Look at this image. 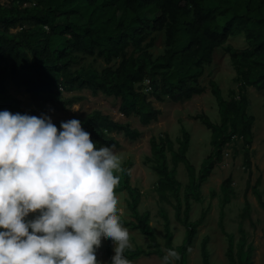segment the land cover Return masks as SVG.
<instances>
[{
	"label": "trees",
	"instance_id": "obj_1",
	"mask_svg": "<svg viewBox=\"0 0 264 264\" xmlns=\"http://www.w3.org/2000/svg\"><path fill=\"white\" fill-rule=\"evenodd\" d=\"M0 0V111L32 116H53L70 110L81 101L73 94L89 91L93 96L103 95L119 99L118 111L126 118L136 117L143 127L156 122L160 110L153 101L169 100L180 103L205 92L200 84L205 67L212 63L213 52L220 48L228 55L238 84L229 92V99L221 95L218 84L208 81L210 94L216 101L220 121L214 124L205 114L193 116L211 132L213 151L204 159L199 173L186 157L190 135L181 128L177 150L168 138L154 136L149 139L152 157H147L157 175L160 201L168 202L169 193L176 201L175 219L185 228V238L178 252L184 255L191 246L196 229L205 217L202 212L197 222L190 221L189 200L196 201L198 190L213 166L222 161L223 149L234 139L242 144L243 166L250 175V147L253 141L254 116L248 114L249 100L246 89L264 92V0ZM73 17L82 20L75 24ZM12 30L15 32L12 33ZM161 35V48L155 42ZM241 35L246 46L235 48L227 41ZM157 49V50H156ZM91 58L92 62L86 63ZM101 60V70L94 62ZM8 84L22 89L33 110L24 111L21 101L11 95ZM85 131L91 134L96 147L115 146L120 143L115 134L134 142L141 133L128 123L115 121L109 115L94 110L73 116ZM68 121V120H67ZM62 121L53 122L59 129ZM166 152L173 155L174 165L185 166L189 185L184 194V213L180 214V183L174 170H169ZM131 163L120 173L116 194L126 192L133 222H121L147 237L146 250L126 251L125 257L134 260L155 255L162 259L148 214H139L140 192L130 185ZM228 202L231 179L221 184ZM189 191L193 194L190 196ZM264 210L261 195L252 189ZM214 196V192L211 193ZM246 201L242 218L249 217ZM165 244L171 245L169 220L162 215ZM29 219V218H28ZM221 230H223L220 225ZM240 238L236 258L232 250V235H226L228 247L225 256L229 264H252L253 246L246 242L239 227ZM208 239L201 241L203 264H209L206 250ZM106 252L111 260L110 240Z\"/></svg>",
	"mask_w": 264,
	"mask_h": 264
},
{
	"label": "rangeland",
	"instance_id": "obj_2",
	"mask_svg": "<svg viewBox=\"0 0 264 264\" xmlns=\"http://www.w3.org/2000/svg\"><path fill=\"white\" fill-rule=\"evenodd\" d=\"M7 4V0H2ZM73 23L81 24L82 20L77 17L72 18ZM15 30H12V33ZM227 44L235 48H244L246 42L239 35L231 37ZM157 49L161 48V35H157L155 42ZM156 49V50H157ZM92 62L91 58L86 59V63ZM101 70L105 67L101 60L93 63ZM235 77L229 57L220 48L213 52V59L210 66L205 67L200 84L205 87V92L199 96H194L190 100L180 103H173L165 100L163 103L153 101V106L160 110L158 120L149 126L143 127L139 124L136 117L126 118L118 111L119 99L106 97L103 95L93 96L89 91H81L65 96H80L81 101L74 105L79 108L78 112L71 109L50 116L52 122L67 121L73 116L85 115L94 110H99L103 114L109 115L115 121L128 123L131 128L137 129L141 136L138 140L131 142L121 134H115L120 143L119 149H114L121 157V166L131 163L130 185L140 192V201L137 207L138 213L148 214V222L154 231L160 251L164 248H173L178 252L185 238V228L175 219L176 201L168 193V202L160 201L157 192V175L152 171L151 164L146 161L147 157H152L149 145V139L154 136L158 142L159 138L168 137L173 143V150H177V140L181 137V128H184L190 135L189 148L186 157L195 169L197 177L200 166L204 159L213 151L211 145V132L200 122L193 120V116L205 114L214 124H219L220 115L215 99L210 94L208 81H215L225 100L229 99V92L236 90L238 84L234 83ZM8 91L11 95L21 101L24 111L33 110L30 104L28 94L22 89H16L8 84ZM249 100L248 114L254 116L252 128L253 141L249 153L251 157L250 175L243 166L242 144L240 139H234L223 149L222 161L216 163L210 171L207 180L201 184L198 190L196 201L190 199V209L188 215L190 221L197 222L202 214L205 217L196 229L195 238L181 259L175 264H203L200 254L201 241L208 239L206 250L209 256V264H229L225 253L228 247L226 235H232V250L236 258L238 250V240L240 234L239 227L244 231L246 242L253 246L251 254L252 264H264V210L252 193L256 189L264 203V92H257L253 88L246 89ZM49 117V116H48ZM166 161L169 170H174L175 178L180 183V214L184 213V194L189 185V178L184 164L174 165L173 155L166 152ZM227 178L231 179V192L228 193V202L225 204V193L221 190V184ZM214 192V196L211 193ZM190 196L193 194L189 191ZM118 197L119 215L124 222H133L132 213L128 207V195L126 192L116 194ZM192 197V196H191ZM249 203V217L242 218L245 202ZM165 214L169 220V229L173 235L170 246L165 244V232L163 228L162 215ZM29 219H34L30 214ZM220 225L223 230H221ZM124 226V225H123ZM126 227V226H124ZM131 236L132 250H146L149 240L137 230L126 227ZM107 239L102 241V246L97 250V259L101 264H110L106 252ZM111 255L113 252V243L110 240ZM179 253V252H178ZM165 254V253H164ZM180 254V253H179ZM132 264H162V259L155 255L148 257H139L130 260Z\"/></svg>",
	"mask_w": 264,
	"mask_h": 264
},
{
	"label": "clouds",
	"instance_id": "obj_3",
	"mask_svg": "<svg viewBox=\"0 0 264 264\" xmlns=\"http://www.w3.org/2000/svg\"><path fill=\"white\" fill-rule=\"evenodd\" d=\"M114 148H97L78 119L58 129L46 115L0 111V264H101L104 239L113 243L110 264H132ZM162 251V264L181 259L173 248Z\"/></svg>",
	"mask_w": 264,
	"mask_h": 264
}]
</instances>
